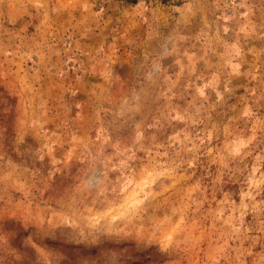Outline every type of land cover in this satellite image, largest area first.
I'll return each instance as SVG.
<instances>
[{
	"label": "rangeland",
	"instance_id": "374dc122",
	"mask_svg": "<svg viewBox=\"0 0 264 264\" xmlns=\"http://www.w3.org/2000/svg\"><path fill=\"white\" fill-rule=\"evenodd\" d=\"M0 264H264V0H0Z\"/></svg>",
	"mask_w": 264,
	"mask_h": 264
},
{
	"label": "trees",
	"instance_id": "16d2710c",
	"mask_svg": "<svg viewBox=\"0 0 264 264\" xmlns=\"http://www.w3.org/2000/svg\"><path fill=\"white\" fill-rule=\"evenodd\" d=\"M126 2H129V3H136L137 0H125Z\"/></svg>",
	"mask_w": 264,
	"mask_h": 264
}]
</instances>
